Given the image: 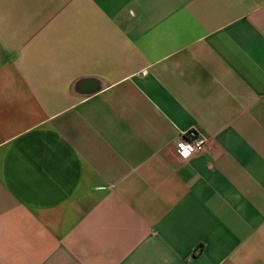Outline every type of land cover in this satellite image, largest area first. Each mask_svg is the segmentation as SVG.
<instances>
[{
    "label": "crops",
    "instance_id": "obj_1",
    "mask_svg": "<svg viewBox=\"0 0 264 264\" xmlns=\"http://www.w3.org/2000/svg\"><path fill=\"white\" fill-rule=\"evenodd\" d=\"M0 264H264V0H0Z\"/></svg>",
    "mask_w": 264,
    "mask_h": 264
},
{
    "label": "built area",
    "instance_id": "obj_2",
    "mask_svg": "<svg viewBox=\"0 0 264 264\" xmlns=\"http://www.w3.org/2000/svg\"><path fill=\"white\" fill-rule=\"evenodd\" d=\"M207 139L197 129H191L185 133L183 140L176 144V151L182 158H189L194 154L205 150ZM188 151L189 155L185 157L183 154Z\"/></svg>",
    "mask_w": 264,
    "mask_h": 264
},
{
    "label": "snow or ice",
    "instance_id": "obj_3",
    "mask_svg": "<svg viewBox=\"0 0 264 264\" xmlns=\"http://www.w3.org/2000/svg\"><path fill=\"white\" fill-rule=\"evenodd\" d=\"M184 155H188V151L187 150L184 152Z\"/></svg>",
    "mask_w": 264,
    "mask_h": 264
},
{
    "label": "clouds",
    "instance_id": "obj_4",
    "mask_svg": "<svg viewBox=\"0 0 264 264\" xmlns=\"http://www.w3.org/2000/svg\"><path fill=\"white\" fill-rule=\"evenodd\" d=\"M184 154V153H183ZM188 155H189V153H188ZM188 155H185V157H187Z\"/></svg>",
    "mask_w": 264,
    "mask_h": 264
}]
</instances>
